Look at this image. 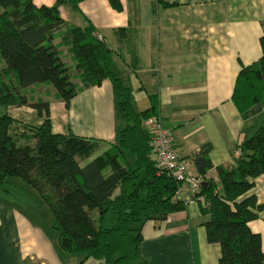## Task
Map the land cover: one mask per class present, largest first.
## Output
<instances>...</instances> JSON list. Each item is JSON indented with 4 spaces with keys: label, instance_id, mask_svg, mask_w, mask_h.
Listing matches in <instances>:
<instances>
[{
    "label": "trees",
    "instance_id": "trees-1",
    "mask_svg": "<svg viewBox=\"0 0 264 264\" xmlns=\"http://www.w3.org/2000/svg\"><path fill=\"white\" fill-rule=\"evenodd\" d=\"M84 1L37 6L34 0H0V59L5 65L0 72V195L9 193L14 178L31 186L49 207L58 245L68 254L100 264H146L142 227L186 208L183 200H175L183 183L156 165L146 125L158 116L156 98L150 95L151 107L138 111L132 89L113 70L112 49L94 25L76 27L62 17L63 4L79 10ZM108 2L123 11L121 0ZM261 45V58L244 67L236 81L233 101L242 114L264 101V35ZM65 52L71 65L64 61ZM105 80L112 83L122 126L116 141L98 156L103 141L54 133L50 102H34L27 93L37 84H50L70 108L79 92ZM10 107H31L43 122L18 131L20 121L9 114ZM239 149L235 166L216 167L217 181L207 177L214 169L210 145L192 158L202 178L195 199L209 217L204 222L207 241L220 245V264H264L262 236L250 227L264 211L252 193L264 174V124ZM110 211L117 223L106 228Z\"/></svg>",
    "mask_w": 264,
    "mask_h": 264
},
{
    "label": "crops",
    "instance_id": "crops-1",
    "mask_svg": "<svg viewBox=\"0 0 264 264\" xmlns=\"http://www.w3.org/2000/svg\"><path fill=\"white\" fill-rule=\"evenodd\" d=\"M56 1L34 3L53 6ZM121 2V12L108 0H85L79 10L63 4L60 13L72 26L94 25L113 51V70L141 84L140 91L149 99L146 105L143 102L144 110L151 107L150 95L156 98L162 127L171 133L175 149L189 162L192 174L197 173L192 158L210 145L214 169L207 177L217 181L216 167L235 166L240 146L264 124V101L245 114L233 101L240 71L262 56L264 0ZM64 61L71 63L69 58ZM45 99L50 102L54 133L103 141L97 156L116 141L122 123L110 80L79 92L70 108L56 92ZM13 108L25 115L9 113L20 121L16 130L42 124L33 108ZM11 184L9 193L0 195V264H89L92 258L83 261L82 255L60 249L54 222L45 223V211L39 213L38 207H44L34 199L38 195L19 181ZM182 187L183 197L192 202L166 221L143 225L142 258L146 264H220V245L207 241L204 222L209 217L202 214L189 183ZM252 193L264 205V174L255 180ZM29 195L37 204H31ZM250 227L261 234L264 250V211Z\"/></svg>",
    "mask_w": 264,
    "mask_h": 264
},
{
    "label": "built area",
    "instance_id": "built-area-1",
    "mask_svg": "<svg viewBox=\"0 0 264 264\" xmlns=\"http://www.w3.org/2000/svg\"><path fill=\"white\" fill-rule=\"evenodd\" d=\"M146 125L152 138L151 143L157 167L167 169L179 182L189 183L192 191L196 194L200 189L202 178L191 173L189 162L183 159L175 149L173 137L169 131L162 127L160 117H150ZM175 200H183L186 205L192 202L190 199L183 197L182 186L179 188Z\"/></svg>",
    "mask_w": 264,
    "mask_h": 264
},
{
    "label": "rangeland",
    "instance_id": "rangeland-1",
    "mask_svg": "<svg viewBox=\"0 0 264 264\" xmlns=\"http://www.w3.org/2000/svg\"><path fill=\"white\" fill-rule=\"evenodd\" d=\"M60 34V33H59ZM57 39H58V35H57ZM65 57L66 58H69L67 56V53L65 52ZM69 64H71L70 62H68ZM5 65L3 63V61L0 59V72L4 69ZM72 78L74 79V74L72 76ZM124 81V84L128 87H130L132 89V99H133V102H134V105H135V108L138 110V111H142L144 110V105H143V102L146 103L149 101L148 97L142 93L139 89L140 87V83L136 82V80L128 75H123V77H121ZM145 77L141 78L140 80H144ZM75 80V79H74ZM146 80V79H145ZM76 84L79 83V82H75ZM80 84H78L79 86ZM55 89L50 85V84H37L36 86L32 87L31 89H28L27 90V93L29 95V97L34 101V102H38V100H40L41 102H43L46 98V96L48 97H53L54 94H55ZM144 96H145V101L144 100ZM23 110H19L17 108H13V107H10L8 108V112L14 116L16 115H22V116H25L22 112ZM26 120H30L31 117H24ZM119 125L121 126V120L119 118ZM97 155V154H96ZM94 155V156H96ZM87 161L83 162L82 161V164H85ZM12 181H19L20 183H23L25 185V187H28L31 191H34L38 196H36L34 199H37V203H42V207H38V210H39V213L42 214L43 211H45V213H43V216H42V220L46 223V222H51L52 221V224H53V216H52V213L49 209V207L46 205V203L42 200L41 196L29 185H27L23 180L19 179V178H14ZM35 194V195H36ZM28 198L31 200V204H37L34 199L29 195ZM32 198V199H31ZM94 213H97V212H94ZM96 216V215H95ZM112 219V220H111ZM117 223V216L116 214L113 212V211H110L107 215H106V218L104 220V226L106 228H111L113 226H115V224ZM96 261V262H95ZM98 260H94L92 258L91 262H89V264H94V263H97Z\"/></svg>",
    "mask_w": 264,
    "mask_h": 264
}]
</instances>
